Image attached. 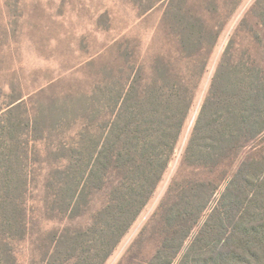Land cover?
<instances>
[{
  "label": "trees",
  "instance_id": "1",
  "mask_svg": "<svg viewBox=\"0 0 264 264\" xmlns=\"http://www.w3.org/2000/svg\"><path fill=\"white\" fill-rule=\"evenodd\" d=\"M257 6H262L264 18V0ZM167 7L166 15L180 25L179 55L187 63L183 71L163 67L165 73H156L144 84L134 80L119 91L108 90L103 95V124L97 131L86 128L70 145L64 169L54 173L53 202L62 203L59 210L79 212L81 202L105 188L111 176L118 179L90 226L67 229L60 236L53 252L62 255L59 264H105L148 204L174 158L208 54L232 16L210 13L215 23L211 26L187 9L186 0H168ZM232 46L219 62L186 148L185 159L198 166H219L264 138V51L260 63L242 65L232 58ZM25 120L28 129L33 119ZM6 129L9 135L16 131L12 121ZM29 144L11 137L2 145L0 139V264H17L18 244L28 233ZM216 190L211 181L170 188L173 202L164 201L160 207L163 241L148 264H173L179 256L178 264H264L262 156L250 155L240 163L185 248Z\"/></svg>",
  "mask_w": 264,
  "mask_h": 264
},
{
  "label": "rangeland",
  "instance_id": "2",
  "mask_svg": "<svg viewBox=\"0 0 264 264\" xmlns=\"http://www.w3.org/2000/svg\"><path fill=\"white\" fill-rule=\"evenodd\" d=\"M257 1L186 0L187 9L203 16L211 26L215 23L210 13L232 16L208 54L172 162L105 264L150 263L163 241L160 207L164 201L173 202L168 196L170 188L211 181L217 185L216 193L186 248L240 163L250 155L264 159V138L237 155L231 154L219 166H198L193 159H185L202 105L230 43L238 64L261 62L264 18L262 6L255 7ZM167 4L168 0H0V139L2 145L11 137L30 142L28 233L18 244L17 264H59L62 255L53 252L60 236L67 229L74 232L90 226L107 203L116 175L87 202L82 201L79 212L59 210L62 203L53 202L57 193L54 173L64 169L70 145L80 140L86 128L97 131L103 124L107 109L104 93L119 91L134 80L144 84L156 73H165L160 70L163 67L183 71L187 61L179 55L176 36L180 25L166 15ZM197 60L201 62L202 56ZM27 116L31 122L33 119L28 129ZM10 121L16 129L11 135L6 129Z\"/></svg>",
  "mask_w": 264,
  "mask_h": 264
}]
</instances>
